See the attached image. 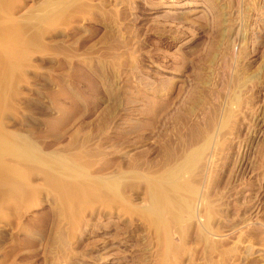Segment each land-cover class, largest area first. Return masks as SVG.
<instances>
[{
    "label": "rangeland",
    "instance_id": "obj_1",
    "mask_svg": "<svg viewBox=\"0 0 264 264\" xmlns=\"http://www.w3.org/2000/svg\"><path fill=\"white\" fill-rule=\"evenodd\" d=\"M45 1L10 6L23 17ZM33 24L12 128L47 154H81L91 176L121 173L137 209L145 180L208 133L213 162L186 175L200 222L183 223L163 264H264V0H68ZM31 180L32 199L0 223V264H161L138 210L102 218L93 201L72 231Z\"/></svg>",
    "mask_w": 264,
    "mask_h": 264
},
{
    "label": "bare ground",
    "instance_id": "obj_2",
    "mask_svg": "<svg viewBox=\"0 0 264 264\" xmlns=\"http://www.w3.org/2000/svg\"><path fill=\"white\" fill-rule=\"evenodd\" d=\"M67 2L46 0L20 17L12 10L10 0H0V223L10 219L15 210L18 211L17 207L22 201L32 199L37 188L31 180L33 176H39L51 192L62 219H65L71 230L82 224L88 206L92 211L93 201L98 204L97 210L102 213V218L116 214L123 220L134 208L125 197L126 194L122 195L120 180L124 176L121 173L91 176L86 164L83 166L80 162L81 154H47L35 148L26 136L12 128V124L17 122V101L21 95L19 81L26 74H22V71L32 68L30 55L39 37L33 23L53 24ZM22 9L18 7L16 12ZM26 28H35L33 38L26 36ZM210 137L207 133L201 144L188 149L180 163L167 169L161 178L148 177L145 180V204L133 209L138 210L139 217L154 231L161 264L180 249L174 235L181 231L183 223L200 222L199 217L201 219L202 215L199 206L204 208V201L197 189L190 185L186 175L190 176L199 164H203L202 170L205 171L213 162V154L208 153ZM200 231L205 234V226Z\"/></svg>",
    "mask_w": 264,
    "mask_h": 264
}]
</instances>
